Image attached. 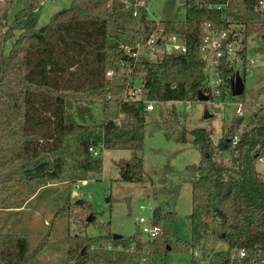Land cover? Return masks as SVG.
<instances>
[{"label": "trees", "instance_id": "16d2710c", "mask_svg": "<svg viewBox=\"0 0 264 264\" xmlns=\"http://www.w3.org/2000/svg\"><path fill=\"white\" fill-rule=\"evenodd\" d=\"M21 1L0 0L2 43L13 40L9 53L0 45V193L14 182L34 192L54 182L83 181L103 166L107 148L134 150L121 179L142 182L147 111L144 101L125 98L129 74L143 80L149 99L197 101L199 92L207 91L200 52L205 21L238 27L242 46L237 55L245 70L247 39L264 37V9L256 0H185L186 18L161 24L185 38L187 51L136 61L125 46L145 42L157 27L146 7H127L123 0H72L38 27L40 5L10 13L11 4ZM259 49L263 53L264 47ZM110 68L118 74L107 77ZM237 72L235 59L227 56L221 99L232 93ZM94 101L101 104L99 122L90 106ZM253 116L256 124L237 142L233 129L218 141L205 127L190 129L201 150L198 177L192 182L191 240L169 233L147 240L139 228L130 236L115 237L111 222H99L102 232L97 235L68 237L69 264H140L144 256L165 257L171 251L189 254L190 264H203L194 251L206 234L228 244L212 253L210 264L264 261V180L257 170L264 156V105ZM6 202L16 206L8 194H0V204ZM154 217L173 220L176 212L157 206ZM48 236L31 249L26 234L0 231V264H30ZM242 248L249 256L230 262L232 252Z\"/></svg>", "mask_w": 264, "mask_h": 264}, {"label": "rangeland", "instance_id": "374dc122", "mask_svg": "<svg viewBox=\"0 0 264 264\" xmlns=\"http://www.w3.org/2000/svg\"><path fill=\"white\" fill-rule=\"evenodd\" d=\"M71 2L46 0L38 8V27L48 24L54 13L69 7ZM31 3L37 4L36 0L11 4L10 13ZM149 9L158 20L186 18V4L180 0H152ZM1 15H4L3 8H0ZM2 39L0 31L1 49L9 53L13 40L2 43ZM262 46L264 41L260 38L247 39L246 70L241 58L235 57L236 69L244 77L243 94L229 93L225 99L211 97L208 102L155 101V109L146 113L145 144L141 152L146 173L142 182L121 179L122 168L132 164L130 160L136 154L134 150L107 148L102 153L103 166L89 172L83 181L54 182L34 192L27 185L14 182L3 190L0 194H8V199L16 206L8 207V202L0 204V231L26 234L31 249L37 248L49 233L47 244L30 264H69L67 248L70 235H97L102 232L97 223L111 222L110 232L127 237L138 232L140 216H150L151 208L162 206L176 212L173 220L160 222L163 232L191 240L192 182L198 177L196 167L201 150L190 129L205 127L218 141L230 129L240 136L254 127V112L264 105V57L259 53ZM251 60L255 62L251 63ZM90 106L95 120L101 121L100 102H91ZM239 108H242V113L238 112ZM206 114L211 116L206 117ZM228 158L229 155L226 156L227 161ZM257 169L258 178L264 180V156L257 161ZM78 199L84 203H77ZM141 205L147 208L142 210ZM227 247L224 239L206 234L197 250L205 260L213 252ZM143 264H190V255L177 251H171L165 257L150 255L146 256Z\"/></svg>", "mask_w": 264, "mask_h": 264}, {"label": "built area", "instance_id": "2783aa9c", "mask_svg": "<svg viewBox=\"0 0 264 264\" xmlns=\"http://www.w3.org/2000/svg\"><path fill=\"white\" fill-rule=\"evenodd\" d=\"M123 1L127 7L132 5L146 7L150 17L157 22V27L151 32L145 42L137 43L133 46H125V52L130 58H133L136 61L144 59L157 60L165 53H184L187 51L188 47L185 38L180 34L169 33L166 31L165 27L161 24L162 20H158L155 14L150 12L149 3L146 4L141 0H135L134 2H131L130 0ZM256 1L257 7H259V9H264V0ZM36 2L38 5H43L46 0H36ZM236 29L238 28L232 25L229 28H223L211 21H205L203 23V37L200 43V52L202 60L205 63L206 93L210 94L211 97H219L221 95V87L224 84L222 65L225 62V58L228 56L231 59H235V57L238 56L237 49H240L242 46L241 39H237V33H235ZM262 40L264 41V37ZM239 43L241 46L238 47ZM262 55L264 57V52ZM254 62L255 60H251V63ZM117 74L118 73L111 68L108 69L106 73L107 77H113ZM125 98L128 100L144 101L146 111H152L155 108L156 100L147 98L143 80L139 77H133L131 74H129L126 85ZM238 112L242 113V108H239ZM234 141H238V136L234 137ZM95 153L98 152L96 151ZM146 208L147 206L141 205L142 210H145ZM154 209L155 208H151L150 216L142 215L138 219L141 236L147 240H153L164 233L162 225L154 217ZM197 249L194 251V256L200 259L203 264H210L212 254L204 260L199 256ZM248 256L249 253L247 249H238L232 252L230 262L233 263L236 259L241 261ZM145 260L146 256L141 258L140 264H143ZM251 264H264V261L256 260Z\"/></svg>", "mask_w": 264, "mask_h": 264}, {"label": "water", "instance_id": "95a60500", "mask_svg": "<svg viewBox=\"0 0 264 264\" xmlns=\"http://www.w3.org/2000/svg\"><path fill=\"white\" fill-rule=\"evenodd\" d=\"M180 2H185V0H180ZM231 90H232V94L233 95H241L244 93L245 90V83H244V79L243 77L239 74V72L236 73V77L232 83L231 86ZM210 95L206 92L200 91L199 92V100L200 101H205L208 102L210 101ZM211 116V114H206V117ZM129 165V163L127 164ZM91 217H88V220H90ZM115 237H119L121 236V234L115 233L114 234ZM85 252V249H83L82 253Z\"/></svg>", "mask_w": 264, "mask_h": 264}, {"label": "crops", "instance_id": "0c3cea01", "mask_svg": "<svg viewBox=\"0 0 264 264\" xmlns=\"http://www.w3.org/2000/svg\"><path fill=\"white\" fill-rule=\"evenodd\" d=\"M155 109V108H154ZM196 168H198V166L196 167ZM258 170V169H257Z\"/></svg>", "mask_w": 264, "mask_h": 264}]
</instances>
